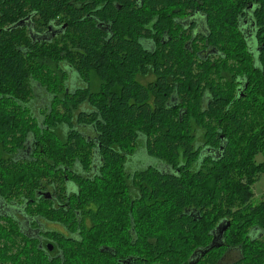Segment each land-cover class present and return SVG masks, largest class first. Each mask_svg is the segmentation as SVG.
Here are the masks:
<instances>
[{
    "label": "trees",
    "instance_id": "trees-1",
    "mask_svg": "<svg viewBox=\"0 0 264 264\" xmlns=\"http://www.w3.org/2000/svg\"><path fill=\"white\" fill-rule=\"evenodd\" d=\"M201 1L0 0V21L8 24L31 6L41 8L46 22L58 15L69 22L67 47L58 52L44 44L25 55L22 31L0 30L2 193L34 194L47 174L40 165L72 163L77 203L80 209L92 203V233L115 244L116 254L131 241L125 231L131 218L141 264H183L209 244L218 221L232 218L228 241L241 245L250 258L244 264H264V243L247 234L253 224L264 227V200L251 206L264 171L256 159L264 153V0ZM197 3L207 28L201 39L216 45L218 60L200 63L175 38L172 50L152 54L148 38L169 43L176 26L167 11ZM98 21L109 22L108 31ZM57 57L86 86L68 89L62 69L59 77L47 73ZM33 78L51 99L41 121L31 111ZM140 146L169 168L139 173L144 197L132 212L131 200L121 197L132 193L125 165Z\"/></svg>",
    "mask_w": 264,
    "mask_h": 264
},
{
    "label": "flooded vegetation",
    "instance_id": "flooded-vegetation-1",
    "mask_svg": "<svg viewBox=\"0 0 264 264\" xmlns=\"http://www.w3.org/2000/svg\"><path fill=\"white\" fill-rule=\"evenodd\" d=\"M196 1L202 4L201 0ZM136 5H140L139 0ZM197 6L199 8L187 9L184 6L185 9L174 8L167 11L169 19H172L176 25L173 36L169 34V43L166 41L158 43L159 39L148 38L147 43L152 54L156 55L163 50H172L171 46L168 48L167 46L170 45L171 39L175 38L178 41L181 40L183 47L190 49L192 54L197 59L199 58L200 63L204 58H211L212 63L218 60L219 51L216 45L208 40L201 39L207 28L204 22V8L199 6L198 3ZM40 9L38 6L26 7L23 8V13L18 20L10 24L0 21V30L19 28L22 31L24 38L21 46L25 55L32 53L34 49L39 46L42 47L44 44L52 46V52H58L59 46L67 47L64 32L69 28V22L63 21L60 23L61 17L59 15L50 18L46 22ZM250 12L251 10L246 8L242 16L243 22L246 24ZM97 24L101 29L108 31L109 22L98 21ZM179 43L181 44L180 41ZM72 44L68 41L69 48H72ZM61 69L67 75H65L64 82L68 89L86 86L80 76L74 77V67L66 59L60 61L58 57L55 60L52 59V68L47 69V73L51 72L59 77ZM153 79L151 78V80ZM170 79L169 81H172V77ZM31 80L34 82L35 89L30 103L32 106L31 111H34L33 116L41 121L44 117L43 109L49 105L51 99L48 96V91L40 84L35 83V78ZM173 84V87L177 89L178 84H176V81ZM91 87L93 88V79ZM239 89L241 91V87ZM39 91H42V94ZM209 98L206 97L207 100ZM26 107L27 103L24 102L23 109L25 110ZM89 133L91 137L95 136V134ZM140 140L144 141L143 138ZM29 147L31 146L29 145ZM36 149L34 154H42L40 147L38 150ZM137 150L134 156L128 158L125 165L126 172L129 175L127 177L128 185L131 186L129 190L132 193L124 194L121 197V199L131 200L127 206L132 212L138 209V202L144 197L143 194L139 197L144 192L139 189L137 183L139 173L143 169L162 168L168 170L169 168L155 161L143 146H140ZM19 163L15 164L20 165ZM40 166H47L44 167L47 174L41 179L40 187L36 190V193L23 194L12 198L9 193H2V189H0V264H114L113 261L117 264H141L139 251H134L139 238L135 227L136 219L131 218L128 227L125 228L131 241L126 243L127 245H125L124 251L120 255L116 254L115 244H109L104 241L106 240L104 236L98 237L92 233L95 224L91 216L92 210H90L92 203H84L86 205L85 209H80V204L77 203V199H80L81 195L73 193L75 188L74 175H76L75 165L71 163V165H52L53 167L51 165ZM50 166L51 170L49 169ZM84 173L87 177L91 176L90 169L84 171ZM79 174L81 175V173ZM263 174L264 171L262 176ZM263 200L264 196L258 200L254 196L251 206H256ZM128 212L127 210L126 214ZM231 221L232 218H225L220 222L218 221L212 228L209 244L214 243L212 248L214 250L209 252V249L205 254H202L210 245L208 244L209 246L206 245L202 249L199 248L183 264H244L249 261L250 258H245L246 255L241 245L236 244L234 238L228 241V237H226V233L231 228ZM247 231V234H250L248 235L249 240L254 239V241L259 240L261 244L264 243V227L253 224ZM152 264L166 263L154 260Z\"/></svg>",
    "mask_w": 264,
    "mask_h": 264
},
{
    "label": "rangeland",
    "instance_id": "rangeland-1",
    "mask_svg": "<svg viewBox=\"0 0 264 264\" xmlns=\"http://www.w3.org/2000/svg\"><path fill=\"white\" fill-rule=\"evenodd\" d=\"M92 79H93V89L96 90L98 88V86H99V81H98V79L96 78L95 75L92 77ZM40 94H42V91L40 92ZM199 131H200V134L203 133V131L201 129H199ZM199 140H202L200 135H199ZM256 159H257L258 162H264V153L258 154ZM253 189H254V192H255V199L258 200L262 196H264V174L258 181H256L254 183Z\"/></svg>",
    "mask_w": 264,
    "mask_h": 264
},
{
    "label": "water",
    "instance_id": "water-1",
    "mask_svg": "<svg viewBox=\"0 0 264 264\" xmlns=\"http://www.w3.org/2000/svg\"><path fill=\"white\" fill-rule=\"evenodd\" d=\"M243 95H244V93L242 92V93H240L239 96H243ZM217 245H220V244H217ZM213 246H214V243L210 244V246H209L208 248H206V249L203 251L202 254H205L210 248H213Z\"/></svg>",
    "mask_w": 264,
    "mask_h": 264
}]
</instances>
